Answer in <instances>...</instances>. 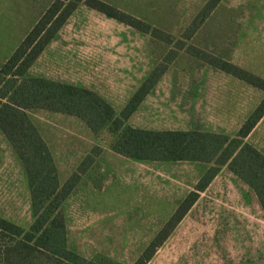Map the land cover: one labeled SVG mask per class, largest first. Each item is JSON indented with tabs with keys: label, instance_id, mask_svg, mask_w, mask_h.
Listing matches in <instances>:
<instances>
[{
	"label": "rangeland",
	"instance_id": "rangeland-1",
	"mask_svg": "<svg viewBox=\"0 0 264 264\" xmlns=\"http://www.w3.org/2000/svg\"><path fill=\"white\" fill-rule=\"evenodd\" d=\"M97 1L129 23L118 22L123 30L153 47L151 77L165 71L166 77H206L228 89L227 95L210 100L226 103L227 137L236 136L231 134L261 103L264 92L228 74V67L264 81V0ZM52 2L0 0V68L24 40L16 45V39L31 31ZM111 128L100 132L110 150L118 139ZM100 150L94 145L80 174L68 178L78 175L61 207L68 250L95 264H264V213L228 164L217 165L228 152L208 163L128 159L104 181L91 170ZM210 175L185 210L182 203ZM9 202L0 201V220L28 232L34 223L31 195L27 217L18 214L19 199ZM179 208L185 215L159 236ZM8 244L0 235L1 249Z\"/></svg>",
	"mask_w": 264,
	"mask_h": 264
},
{
	"label": "trees",
	"instance_id": "trees-1",
	"mask_svg": "<svg viewBox=\"0 0 264 264\" xmlns=\"http://www.w3.org/2000/svg\"><path fill=\"white\" fill-rule=\"evenodd\" d=\"M80 4L108 19L129 24L97 0H53L50 8L0 68V132L25 170L34 217L28 232L0 220V235L4 234L9 240L4 250L0 247V264H95L80 258L66 246L61 207L80 173L60 186L52 155L27 117L30 110L75 117L94 135L112 127L111 133L118 136L112 151L130 160L208 163L219 152L222 156L228 152L224 161L217 165L228 164V170L252 190L264 213V156L244 142L264 116V99L233 138L204 132H148L125 125L141 103L144 89L138 91L116 117L105 101L88 90L27 75L28 69ZM228 68V74L264 92L263 80L232 65ZM211 176L203 186L198 184L182 203L185 210L193 206ZM185 213L179 208L159 236H165L169 225L176 219L180 220ZM150 247L155 246L151 244Z\"/></svg>",
	"mask_w": 264,
	"mask_h": 264
},
{
	"label": "crops",
	"instance_id": "crops-1",
	"mask_svg": "<svg viewBox=\"0 0 264 264\" xmlns=\"http://www.w3.org/2000/svg\"><path fill=\"white\" fill-rule=\"evenodd\" d=\"M134 34L123 30L117 21L78 6L28 69L27 75L88 90L105 101L116 117L133 96L144 89L141 103L125 123L134 130L228 136L226 103L210 100L220 93L227 95L228 89H219L215 80L206 77H166L167 71L151 77L155 67L153 47L145 45L144 40ZM26 35L20 34L16 45ZM27 117L52 155L60 185L72 174L79 173L83 158L94 145L100 146L101 157L94 162L95 169L91 167L93 177L111 175L112 179L121 164L130 162L110 150V144L102 140L103 133L94 135L75 117L43 110L27 111ZM244 142L264 156V116ZM13 199L22 202L18 214L27 217L30 194L26 173L0 132V201ZM13 205L17 207V203Z\"/></svg>",
	"mask_w": 264,
	"mask_h": 264
}]
</instances>
